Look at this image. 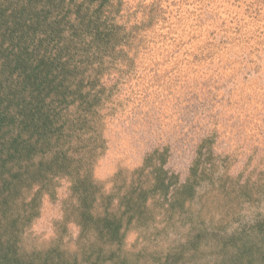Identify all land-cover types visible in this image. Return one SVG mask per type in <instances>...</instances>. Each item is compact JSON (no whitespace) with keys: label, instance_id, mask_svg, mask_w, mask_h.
<instances>
[{"label":"rangeland","instance_id":"obj_1","mask_svg":"<svg viewBox=\"0 0 264 264\" xmlns=\"http://www.w3.org/2000/svg\"><path fill=\"white\" fill-rule=\"evenodd\" d=\"M54 1L40 19L62 28L45 57L63 73L45 101L64 97L62 127L11 166L26 179L18 250L161 264L183 244L194 264L199 234L198 263L264 264V0ZM104 217L118 244L96 239Z\"/></svg>","mask_w":264,"mask_h":264},{"label":"trees","instance_id":"obj_2","mask_svg":"<svg viewBox=\"0 0 264 264\" xmlns=\"http://www.w3.org/2000/svg\"><path fill=\"white\" fill-rule=\"evenodd\" d=\"M32 1L41 0H28V3ZM14 3V0H8V4L0 8V264H77L76 258L61 256L55 247L46 249L44 253H27L22 245L18 250L21 228L24 221L28 220L24 214L25 203L19 200L26 179L20 177V174L9 172L12 171L11 166L27 159L34 151L43 152V148L51 147L50 137L58 134L62 127L55 125L57 111L51 104L54 99L63 103L64 97L51 98L47 103L45 101L54 89L52 83L63 73L62 70L53 74L51 68L54 63L49 62L50 57H45L48 44L57 37L62 28L52 23L44 25L40 19L41 16L46 18L51 6L55 8L60 5L54 0H46L45 7L27 11L23 5L20 8H11ZM38 31L45 36L35 42ZM44 41L48 42L46 46H43ZM60 82L57 84L62 85ZM58 138L59 135L55 136V142ZM58 153L57 151L55 155ZM53 158L52 155L51 159ZM127 206L132 211H137L140 207L139 196L132 202L128 201ZM111 220L104 217L101 225L93 224L97 231L96 239L106 237L105 240L109 243L116 241L118 244L119 224ZM203 240L196 234L189 243V249H193V252L188 259L194 260V264H204L196 262L195 256L196 244L205 242ZM93 246H89V258L93 253ZM102 250L97 249L91 264H96L99 259L110 260L108 264H131L124 255L113 258V253L118 248L110 250L108 258L104 257ZM184 251L183 244L175 250H169L161 264H184ZM242 256L244 252L239 251L236 255L222 259L218 264H243Z\"/></svg>","mask_w":264,"mask_h":264}]
</instances>
